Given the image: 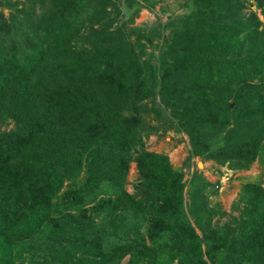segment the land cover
<instances>
[{
	"label": "trees",
	"instance_id": "1",
	"mask_svg": "<svg viewBox=\"0 0 264 264\" xmlns=\"http://www.w3.org/2000/svg\"><path fill=\"white\" fill-rule=\"evenodd\" d=\"M158 2L0 0V264H264V184L205 208V179L144 144L264 168V0L133 25Z\"/></svg>",
	"mask_w": 264,
	"mask_h": 264
},
{
	"label": "rangeland",
	"instance_id": "2",
	"mask_svg": "<svg viewBox=\"0 0 264 264\" xmlns=\"http://www.w3.org/2000/svg\"><path fill=\"white\" fill-rule=\"evenodd\" d=\"M181 1L159 0L152 12L142 10L134 19L133 25L145 27L152 25L157 19L165 21L169 13L168 11L163 13L162 10H176L178 2ZM178 11L180 9L176 10ZM144 144L147 151L166 155L172 167L184 173V181H189L193 173L200 174L205 179L207 182L205 208L214 207L216 210L228 213L237 201L244 184L258 181L264 184V168L258 162H254L247 170H233L227 165H219L200 157L191 158L189 140L185 134H176L173 131H168L164 135L152 134L145 139ZM137 181L136 167L134 163H131L125 185L129 193L133 192V185ZM233 213L237 214V211ZM221 217L222 215L215 217L213 221L220 218V223L225 222L226 219ZM197 233H199L198 230Z\"/></svg>",
	"mask_w": 264,
	"mask_h": 264
},
{
	"label": "bare ground",
	"instance_id": "3",
	"mask_svg": "<svg viewBox=\"0 0 264 264\" xmlns=\"http://www.w3.org/2000/svg\"><path fill=\"white\" fill-rule=\"evenodd\" d=\"M201 166V165H200Z\"/></svg>",
	"mask_w": 264,
	"mask_h": 264
}]
</instances>
